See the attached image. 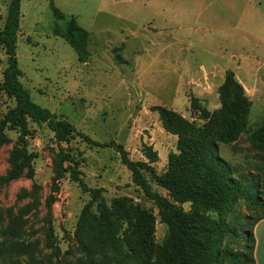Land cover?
<instances>
[{
	"label": "rangeland",
	"instance_id": "obj_1",
	"mask_svg": "<svg viewBox=\"0 0 264 264\" xmlns=\"http://www.w3.org/2000/svg\"><path fill=\"white\" fill-rule=\"evenodd\" d=\"M50 2L21 0L16 46L19 79L34 102L75 126V135L63 145L77 158L86 185L102 188L108 207L125 197L128 204L151 212L152 239L160 244L167 227L156 204L133 182L119 153L112 147L91 145L77 132L122 145L132 160H148L150 149L156 154L155 171L163 173L169 154L177 152L178 136L165 129L153 108L164 106L201 126L204 119L191 107V99L197 98L209 112L218 110V87L229 70L250 103L244 121L253 129L264 124V0H53L67 18L59 25L74 17L89 32L86 62L78 60L63 37L52 33L57 20ZM8 4L9 0H0V29ZM5 67L0 47V83ZM14 104L13 97L0 89V119ZM27 123V148L37 152L34 176H21L0 188V232L13 223L24 230L14 258L20 264L30 255L46 261L51 254L43 216L57 149L45 123L29 118ZM6 133L8 142L0 145V174L9 168L18 145V132L7 129ZM218 150L237 173L250 179L258 176L264 185V154L252 148L245 135L235 143L219 144ZM145 177L154 191L172 200L149 174ZM34 199L39 202L26 208ZM97 201L68 174L60 180L50 227L60 251L70 252L68 258L79 255L75 230L81 211L89 205L98 215ZM178 204L185 211L200 208L191 202ZM262 211H251L240 201L228 220L242 222L243 217ZM204 214L216 217L212 211ZM26 242L32 244L28 253L23 251Z\"/></svg>",
	"mask_w": 264,
	"mask_h": 264
},
{
	"label": "trees",
	"instance_id": "obj_2",
	"mask_svg": "<svg viewBox=\"0 0 264 264\" xmlns=\"http://www.w3.org/2000/svg\"><path fill=\"white\" fill-rule=\"evenodd\" d=\"M50 5L57 22L67 19L54 6L53 0ZM20 16L21 0H9L0 29V47L6 56L0 89L13 97L15 104L0 119V145L9 140L7 129L18 132V145L11 153L9 168L0 174V188L21 176H34L33 160L37 152L27 148L28 118L45 123L53 132L57 145L43 216V229L51 254L46 261L30 255L24 263L49 264L53 260L52 264H255L253 227L264 218V185L258 176L250 179L237 173L219 154L218 145L235 143L245 135L251 147L264 154V124L253 129L244 121L250 103L233 71L225 73L224 81L218 87L221 104L218 110L209 112L199 106L197 98L191 99V107L204 119L201 126L164 106L153 108L165 129L178 136L177 152L169 154L168 166L163 173L155 171L152 162L156 160V154L150 149L146 151L148 160H132L122 145L113 141L99 142L77 132L91 145L116 150L121 162L129 169L133 182L156 204L167 227V236L162 243L155 244L152 213L138 205L128 204L125 197L116 198L108 207L101 196L102 188L86 185L77 158L63 145L75 135V126L34 102L20 81L22 71L16 55ZM57 22L52 33L63 37L76 51L78 60L86 62L90 55L89 32L78 25L74 17L68 18L62 26ZM146 173L169 192L172 200L152 189ZM66 174L91 195L92 201L98 199V215L91 212L89 205L81 211L75 230L79 255L75 258L67 257L70 252L60 251L53 241L50 227L56 193L60 180ZM240 201L251 211H263L259 215L243 217L242 222L228 220ZM38 202L34 199L26 208ZM183 202H191L200 208L185 211L178 204ZM205 211L214 212L216 217L205 215ZM23 234L24 230L16 223L1 230L0 264H20V260L14 258L21 249L19 240ZM23 251H32V244L26 242Z\"/></svg>",
	"mask_w": 264,
	"mask_h": 264
},
{
	"label": "crops",
	"instance_id": "obj_3",
	"mask_svg": "<svg viewBox=\"0 0 264 264\" xmlns=\"http://www.w3.org/2000/svg\"><path fill=\"white\" fill-rule=\"evenodd\" d=\"M255 264H264V218L253 227Z\"/></svg>",
	"mask_w": 264,
	"mask_h": 264
}]
</instances>
